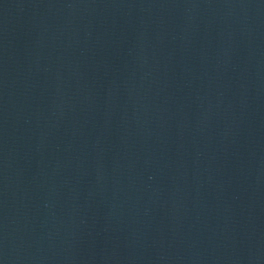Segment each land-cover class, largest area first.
<instances>
[{
	"label": "water",
	"instance_id": "obj_1",
	"mask_svg": "<svg viewBox=\"0 0 264 264\" xmlns=\"http://www.w3.org/2000/svg\"><path fill=\"white\" fill-rule=\"evenodd\" d=\"M0 264H264V0H0Z\"/></svg>",
	"mask_w": 264,
	"mask_h": 264
}]
</instances>
